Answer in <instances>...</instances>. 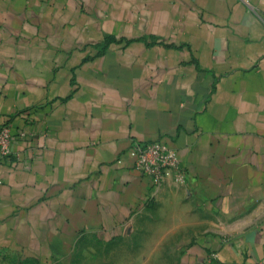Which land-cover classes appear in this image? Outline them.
Here are the masks:
<instances>
[{"label":"crops","instance_id":"1","mask_svg":"<svg viewBox=\"0 0 264 264\" xmlns=\"http://www.w3.org/2000/svg\"><path fill=\"white\" fill-rule=\"evenodd\" d=\"M4 123L0 254L66 257L165 200L198 232L177 264H264V0H0ZM158 139L182 181L133 169Z\"/></svg>","mask_w":264,"mask_h":264},{"label":"rangeland","instance_id":"2","mask_svg":"<svg viewBox=\"0 0 264 264\" xmlns=\"http://www.w3.org/2000/svg\"><path fill=\"white\" fill-rule=\"evenodd\" d=\"M181 218L179 214L177 223L173 224L169 202H152L123 230L83 241L81 247L66 257L19 261L16 255L2 253L0 258L12 259L13 264H177L184 251L182 240L198 234H193L192 225L187 231Z\"/></svg>","mask_w":264,"mask_h":264},{"label":"built area","instance_id":"3","mask_svg":"<svg viewBox=\"0 0 264 264\" xmlns=\"http://www.w3.org/2000/svg\"><path fill=\"white\" fill-rule=\"evenodd\" d=\"M248 2V0H243ZM22 135L23 132H20ZM12 134L9 123L0 126V161L11 154ZM126 153L132 159L133 169L152 178L155 186L162 185L170 175L180 182L183 173L176 150L164 140H133Z\"/></svg>","mask_w":264,"mask_h":264}]
</instances>
